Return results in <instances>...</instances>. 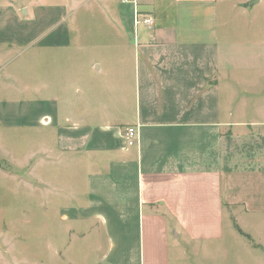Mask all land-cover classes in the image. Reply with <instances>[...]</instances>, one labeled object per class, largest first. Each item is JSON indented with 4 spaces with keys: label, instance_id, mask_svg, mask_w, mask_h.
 Wrapping results in <instances>:
<instances>
[{
    "label": "crops",
    "instance_id": "crops-1",
    "mask_svg": "<svg viewBox=\"0 0 264 264\" xmlns=\"http://www.w3.org/2000/svg\"><path fill=\"white\" fill-rule=\"evenodd\" d=\"M218 3L137 0L136 9L153 18L151 29L134 26V7L121 0H35L20 8L23 16L61 20L77 8L95 9L117 36L134 41L116 51L126 53L116 65L112 112L101 106L73 113L71 102L59 113L47 104L36 107L31 124L55 133L46 152L53 163L62 158L87 168L84 198L68 195L76 204L60 210L63 221L75 223L68 232L81 240L83 261L181 263L183 245L222 239L224 218L237 215L236 224L238 215L251 214L264 225V120L223 112ZM51 35L36 37L37 48L60 45ZM130 127L137 133L132 147L123 137ZM241 236L250 247L263 246L260 234Z\"/></svg>",
    "mask_w": 264,
    "mask_h": 264
},
{
    "label": "rangeland",
    "instance_id": "rangeland-1",
    "mask_svg": "<svg viewBox=\"0 0 264 264\" xmlns=\"http://www.w3.org/2000/svg\"><path fill=\"white\" fill-rule=\"evenodd\" d=\"M248 1L219 0L216 28L223 112L230 108L233 120L247 122L264 120V0L244 8ZM34 2L0 0V264H91L83 261L81 240L69 235L75 223L60 213L76 204L68 195L84 198L87 168L62 158L53 163L46 152L57 143L55 133L31 124L36 107L47 104L59 113L71 102L73 113L101 106L112 112L109 101L120 88L116 65L126 53L116 51L134 41L117 36L95 9L77 8L62 20L23 16L20 8ZM63 31L69 32L64 38ZM42 32L60 45L38 49ZM236 216L224 218L221 240L183 245L187 259L171 264H264V239L263 246L250 247L241 236L242 230L263 237L264 225L251 214L238 215L235 224Z\"/></svg>",
    "mask_w": 264,
    "mask_h": 264
},
{
    "label": "built area",
    "instance_id": "built-area-1",
    "mask_svg": "<svg viewBox=\"0 0 264 264\" xmlns=\"http://www.w3.org/2000/svg\"><path fill=\"white\" fill-rule=\"evenodd\" d=\"M121 3L132 4L134 7V26L144 25L151 29L153 27V18L141 14L137 9V0H121ZM125 143L128 147L134 146L137 138V133L134 128H127L124 132Z\"/></svg>",
    "mask_w": 264,
    "mask_h": 264
},
{
    "label": "water",
    "instance_id": "water-1",
    "mask_svg": "<svg viewBox=\"0 0 264 264\" xmlns=\"http://www.w3.org/2000/svg\"><path fill=\"white\" fill-rule=\"evenodd\" d=\"M260 0H249L248 2L244 3L242 6L244 8H250L253 7L254 5L258 4Z\"/></svg>",
    "mask_w": 264,
    "mask_h": 264
}]
</instances>
